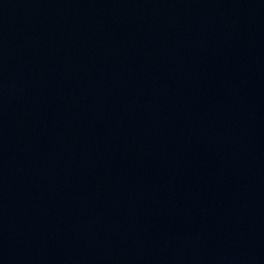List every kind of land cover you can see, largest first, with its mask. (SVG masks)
<instances>
[{
  "label": "water",
  "instance_id": "water-1",
  "mask_svg": "<svg viewBox=\"0 0 264 264\" xmlns=\"http://www.w3.org/2000/svg\"><path fill=\"white\" fill-rule=\"evenodd\" d=\"M0 264H264V0H0Z\"/></svg>",
  "mask_w": 264,
  "mask_h": 264
}]
</instances>
